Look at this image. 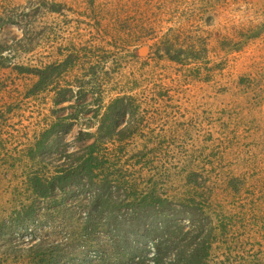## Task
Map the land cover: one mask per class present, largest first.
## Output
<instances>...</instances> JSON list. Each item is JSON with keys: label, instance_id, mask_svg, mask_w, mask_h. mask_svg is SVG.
I'll list each match as a JSON object with an SVG mask.
<instances>
[{"label": "rangeland", "instance_id": "1", "mask_svg": "<svg viewBox=\"0 0 264 264\" xmlns=\"http://www.w3.org/2000/svg\"><path fill=\"white\" fill-rule=\"evenodd\" d=\"M96 139L108 213L170 212L197 264H264V0H0V264H125L51 189Z\"/></svg>", "mask_w": 264, "mask_h": 264}, {"label": "trees", "instance_id": "2", "mask_svg": "<svg viewBox=\"0 0 264 264\" xmlns=\"http://www.w3.org/2000/svg\"><path fill=\"white\" fill-rule=\"evenodd\" d=\"M165 55H169V53L166 52ZM110 108L107 118L111 119L115 107ZM98 132H101L100 136L104 134L110 137L114 133L106 128H100ZM86 136L92 137L91 134H86ZM98 142L96 139L95 144L89 146L88 157L82 164L77 165L75 163L71 166L72 168L68 167L66 171L60 172L59 175L54 177L51 189H58L57 186L64 182L62 190L70 187L69 185L73 186L72 198L87 197L90 205L86 211V220H88V223L98 219L104 221V233L117 242L120 251L126 256L125 264H197L201 258L200 248L203 246L192 241L195 237H191L189 245H187L186 236L179 237V233L173 231L176 230L177 226L171 224L170 212L158 213L139 206H136L139 207L137 209L132 207L125 212H116L115 210L107 212L110 206L106 205L108 201L105 199V189L108 188L98 187L91 184L93 182L91 179L87 180V177L93 171V167L104 169V163L98 162ZM74 166L79 167L74 168ZM82 171L87 176H82ZM74 190H79V192H74ZM45 195L46 190H41L37 194L41 198H45ZM187 217L191 218L190 216ZM191 243H194V245L191 246Z\"/></svg>", "mask_w": 264, "mask_h": 264}]
</instances>
